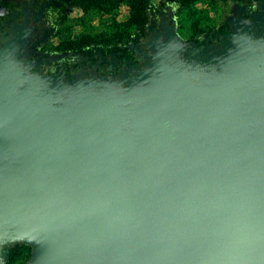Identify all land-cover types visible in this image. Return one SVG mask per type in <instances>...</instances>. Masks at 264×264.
I'll list each match as a JSON object with an SVG mask.
<instances>
[{"label":"rangeland","instance_id":"obj_1","mask_svg":"<svg viewBox=\"0 0 264 264\" xmlns=\"http://www.w3.org/2000/svg\"><path fill=\"white\" fill-rule=\"evenodd\" d=\"M16 1L0 0V45L16 46L1 86L0 264H52L36 231L48 218L18 170L41 161L38 182L59 198L102 176L104 196L132 206L161 146L178 143L171 171L190 169V198L239 209L242 239L264 246V0H150L147 24L119 44L81 37L128 21L125 4ZM154 53L168 56L166 103L144 75Z\"/></svg>","mask_w":264,"mask_h":264},{"label":"water","instance_id":"obj_2","mask_svg":"<svg viewBox=\"0 0 264 264\" xmlns=\"http://www.w3.org/2000/svg\"><path fill=\"white\" fill-rule=\"evenodd\" d=\"M14 46L10 39L0 45V105L5 97L1 86L9 82L3 70ZM167 57L154 53L144 58L149 68L144 75L163 81L165 103L173 93ZM184 146L178 143L171 150L161 146L156 164L142 176L132 206L105 197L102 176L90 180L83 174L73 191L59 198L46 195L38 182L41 161L18 170L31 177L35 190L24 197L35 195L48 218L36 228L41 260L52 264H264V246L244 241L243 229L235 227L240 210L226 211L223 199L211 205L192 200L186 190L190 169L171 171Z\"/></svg>","mask_w":264,"mask_h":264},{"label":"trees","instance_id":"obj_3","mask_svg":"<svg viewBox=\"0 0 264 264\" xmlns=\"http://www.w3.org/2000/svg\"><path fill=\"white\" fill-rule=\"evenodd\" d=\"M163 2L171 0H162ZM193 3V0H180V3ZM112 7L120 3L125 4L130 8V16L128 21L122 24L112 26L107 30L94 33L90 32L83 35L81 39L84 40H106L107 44H119L132 40V38L140 32L147 24L148 11L150 7V0H110ZM86 12H84V15ZM200 14V12H198ZM66 42V41H65ZM67 43V42H66ZM69 44V43H68Z\"/></svg>","mask_w":264,"mask_h":264},{"label":"flooded vegetation","instance_id":"obj_4","mask_svg":"<svg viewBox=\"0 0 264 264\" xmlns=\"http://www.w3.org/2000/svg\"><path fill=\"white\" fill-rule=\"evenodd\" d=\"M45 0H27V10L30 12H32L33 10H35V8L39 7L41 4H44ZM17 7L21 4L22 6V2L23 0H17ZM19 6V7H21Z\"/></svg>","mask_w":264,"mask_h":264}]
</instances>
